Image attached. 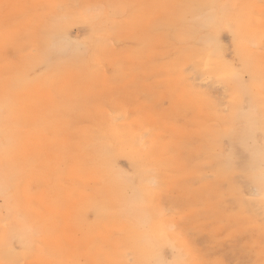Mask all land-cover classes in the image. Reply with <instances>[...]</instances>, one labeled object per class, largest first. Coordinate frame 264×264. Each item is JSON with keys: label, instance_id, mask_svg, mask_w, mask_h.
Here are the masks:
<instances>
[{"label": "rangeland", "instance_id": "374dc122", "mask_svg": "<svg viewBox=\"0 0 264 264\" xmlns=\"http://www.w3.org/2000/svg\"><path fill=\"white\" fill-rule=\"evenodd\" d=\"M262 121L264 0H0V264H264Z\"/></svg>", "mask_w": 264, "mask_h": 264}, {"label": "bare ground", "instance_id": "6f19581e", "mask_svg": "<svg viewBox=\"0 0 264 264\" xmlns=\"http://www.w3.org/2000/svg\"><path fill=\"white\" fill-rule=\"evenodd\" d=\"M9 86L12 87V84L9 83ZM255 127H256V126H255ZM258 129L264 131V121H262V122L259 124ZM142 192H143V190L141 189V190L139 191V193L141 194ZM12 220H13V221H16V223H17V222H18V218H17V216H16V215H12ZM30 229H32L33 231H35L32 227H27V228L21 230V232H22V233H26V232L29 231ZM15 233L18 234V236H19L20 238H23V237H24V236H23L21 233H19L18 231H16ZM152 244H153V241H152Z\"/></svg>", "mask_w": 264, "mask_h": 264}]
</instances>
